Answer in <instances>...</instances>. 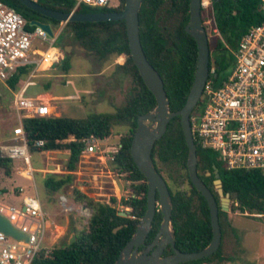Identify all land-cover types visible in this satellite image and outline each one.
I'll return each mask as SVG.
<instances>
[{
  "label": "trees",
  "instance_id": "16d2710c",
  "mask_svg": "<svg viewBox=\"0 0 264 264\" xmlns=\"http://www.w3.org/2000/svg\"><path fill=\"white\" fill-rule=\"evenodd\" d=\"M14 9L28 23L38 21L59 25L58 21L46 18L34 12L17 0H0ZM261 0H212L211 7L215 26L221 38L212 46L209 40V70L214 68L215 75L209 78L217 81L220 74L223 78L230 74L233 64L228 68L220 66L221 53L237 48L241 38L264 19L260 8ZM40 6L59 12L71 13L75 0H37ZM125 0L115 9L91 8L80 5L74 12L97 13L119 12ZM202 13V9H201ZM189 21V0H143L139 11L140 42L147 61L160 75L171 113L180 110L187 99L192 86L197 66V45L184 28ZM66 31L61 32L56 44L60 43L67 33L68 41L77 44L86 54L108 61L120 55L125 56L122 65L116 68L131 78L133 84L129 96L121 106L115 107L110 114H89L84 119L66 117H33L22 120V128L28 145L33 153L68 151L66 174H47L43 178V187L49 193H63L73 184L72 173L76 170L80 156L85 149L83 139L95 137L106 139L115 127H126L125 136L120 138L116 151H111L113 160L109 161V170L124 175L128 181L131 194L119 201L110 198L109 203H102L87 197L77 189H72V199L85 204L91 210L87 226L75 232V240L69 245L42 248L31 264H114L120 252L134 234L137 224L147 209V184L144 176L138 171L130 154L131 141L137 129L139 116L151 112L155 98L144 85L131 57L123 21L111 22H68ZM28 29H33L29 24ZM61 39L60 41H58ZM225 48H222V45ZM221 54V55H219ZM64 73L70 69V58L64 55L55 69ZM30 72V68L18 69L7 81L10 90L15 91L19 82ZM49 90V84L44 91ZM200 99L191 115L203 110ZM36 141L43 146L35 147ZM197 157V174L205 186L212 192L218 205V218L221 230L219 249L210 257L181 264H222L233 262L225 252V238L229 228L228 213L220 207V198L214 187V168L218 170L219 180L224 195L230 197V212L241 214L264 215V175L257 170H228L220 163L215 152L202 149L194 140ZM188 148L185 143L180 117L172 118L164 135L154 143L151 151L153 165L165 181L171 201V221L175 235V247L180 252H198L211 241L212 229L209 209L205 199L192 186L187 171ZM13 171L11 160L0 157V175L10 177ZM3 193L0 190V195ZM237 202V207L233 203ZM122 207L119 209L118 207ZM124 212L127 217L118 213ZM162 222V214L155 213L152 227L146 238V244L153 241ZM119 228V229H118ZM116 230L114 233L113 231ZM229 230V229H228ZM233 232V230H231ZM48 254L46 255V252ZM172 254L168 246L163 255Z\"/></svg>",
  "mask_w": 264,
  "mask_h": 264
},
{
  "label": "built area",
  "instance_id": "2783aa9c",
  "mask_svg": "<svg viewBox=\"0 0 264 264\" xmlns=\"http://www.w3.org/2000/svg\"><path fill=\"white\" fill-rule=\"evenodd\" d=\"M31 1L37 3V0ZM121 2L75 0L72 12L80 5L115 9ZM211 3L212 0H201L202 8L209 10L204 24L211 25L213 34L218 35ZM260 8L264 12V0H261ZM28 24L33 29H28ZM58 35L50 37L0 2V82L6 83L21 68H30L27 76L32 77L37 72L47 73L59 66L64 54L56 47ZM233 57L234 66L221 85L217 86L216 80L209 78L215 75L214 68L209 70L201 96L204 108L190 116L192 138L202 149L215 152L228 170H257L264 175V19L241 38ZM37 98L24 97L22 88L14 99L15 112L30 118L51 117L50 105L38 102ZM105 140L95 137L83 139L85 149L81 156L98 154L102 162L112 161L111 151H116L120 145L117 143L108 154H104L101 142ZM34 146L41 147L43 142L36 141ZM0 157L12 163L18 162L19 166L14 167L18 168L16 174L28 181L34 180L22 122L12 130L10 142L0 144ZM46 172L42 170V173ZM16 192L20 204L0 203V215L14 229L26 235L27 241L0 232V264H31L43 248L47 214L37 196L25 193L23 188ZM61 201L64 203L65 199L61 198ZM233 206L237 207V202Z\"/></svg>",
  "mask_w": 264,
  "mask_h": 264
},
{
  "label": "rangeland",
  "instance_id": "374dc122",
  "mask_svg": "<svg viewBox=\"0 0 264 264\" xmlns=\"http://www.w3.org/2000/svg\"><path fill=\"white\" fill-rule=\"evenodd\" d=\"M208 15L209 10L202 8L203 26L213 46L219 35L213 34L211 25L204 24ZM46 24L50 25L54 35L66 31L63 23L58 26L51 23ZM67 36V33H64L60 45L63 48V54L70 58L68 72L64 73L58 68L55 70L51 68L43 74L37 72L32 77H24L15 91L10 90L6 83L0 82V136L9 134L18 122L30 118L22 113L18 115L14 110L15 96L22 88L24 97L34 99L39 95L40 97L36 99L38 102L49 103L52 114H57L54 117L72 119H84L93 113L110 114L129 96L133 86L131 78L116 68L117 65L124 63V55L103 61L86 54L77 44L69 42ZM218 39L221 40L220 37ZM222 48H225L224 44ZM221 54H219L221 55L220 66L230 67L234 63V57H230V51H224ZM217 56L218 54L212 56L210 61L212 66ZM222 78L223 74H220L216 83H219ZM47 83L49 90L45 92L44 86ZM126 132V127L113 128L112 134L101 142L103 153L108 154ZM68 155L67 151H50L42 155L30 153L31 166L34 170L33 181H27L16 174L18 168L14 167L19 166L18 162H15L10 177H5L2 173L0 175V190L4 192L0 196V203L19 205L20 199L15 197L16 188H23L25 193L39 198L42 209L47 214L43 247L48 250L66 245L76 231L87 226L91 211L85 204L76 203L72 199V189H77L87 197L102 203H109L112 197L119 201L131 194L130 183L124 179V175L109 172V161L102 162L98 159V154L80 157L76 170L72 173L73 184L66 191L63 193L47 192L43 187V178L49 172L66 174ZM218 160L222 163L219 156ZM42 169L47 172L41 173ZM61 198L65 199L64 203ZM84 206L86 210H83ZM227 213L229 228L227 227L228 234L225 238V252L233 258V262L226 264H264V215L241 214L238 211L230 212V210Z\"/></svg>",
  "mask_w": 264,
  "mask_h": 264
},
{
  "label": "water",
  "instance_id": "95a60500",
  "mask_svg": "<svg viewBox=\"0 0 264 264\" xmlns=\"http://www.w3.org/2000/svg\"><path fill=\"white\" fill-rule=\"evenodd\" d=\"M17 1L26 8L46 18L58 21L60 24H66L68 22L98 23L123 21L130 57L144 85L155 98L153 110L138 117L137 129L133 135L130 148L133 163L146 180L147 209L144 216L138 222L134 234L122 249L114 264H181L212 256L221 244L218 205L212 192L205 186L197 174L196 146L190 129V116L201 99L203 87L209 75V40L201 18V0H189V21L184 28L185 32L194 39L197 45V66L194 80L184 106L173 113L169 110V103L164 91L162 79L147 61L141 46L139 11L143 0H125L124 7L119 12L97 13H65L45 8L31 0ZM30 25L41 28L50 37H53L50 25L36 20L31 21ZM174 117H180L185 143L188 148L187 171L190 182L194 189L205 199L209 209L212 238L210 243L198 252L183 253L176 249L175 235L171 221V197L165 181L157 172L151 158L154 143L164 135L167 124ZM214 179L213 183L220 198L221 210L228 212L230 197L228 194L224 195L223 193L216 168H214ZM86 209L84 206L83 210ZM157 211L162 214V222L153 242L146 245L145 241L151 230L152 222ZM118 215L124 218L127 217V214L124 212H120ZM116 230L113 232L115 233ZM0 232L14 239L27 241V236L14 229L1 215ZM71 238L67 242V245L74 242L75 235H72ZM167 246L171 247L172 254L163 256L164 249ZM140 247H144V249L139 250Z\"/></svg>",
  "mask_w": 264,
  "mask_h": 264
},
{
  "label": "crops",
  "instance_id": "0c3cea01",
  "mask_svg": "<svg viewBox=\"0 0 264 264\" xmlns=\"http://www.w3.org/2000/svg\"><path fill=\"white\" fill-rule=\"evenodd\" d=\"M121 56V55H120ZM116 62L117 63H119V61L118 60H116ZM36 97H40L39 95H37ZM47 103V102H46ZM49 104V103H48ZM50 105V104H49ZM50 109H51V107H50ZM55 115H57V114H52L51 116H55ZM59 116V115H58ZM16 127V126H15ZM14 129V128H13ZM12 129V130H13ZM12 139V131L9 133V134H5L4 136H0V142L3 144V143H9L10 142V140ZM48 152H50V151H48ZM68 152V151H67ZM44 153V152H43ZM43 153H40L41 155L43 154ZM69 153V152H68ZM30 160H31V157H30ZM30 163H31V161H30ZM14 164H15V162L13 163V166H14ZM19 165V164H18ZM16 167V166H15ZM42 170H44V169H42ZM42 170H41V173H42ZM52 172H49V173H47V174H51ZM28 181V180H27ZM18 188H16V190H17ZM4 193V192H3ZM2 193V194H3ZM0 196H2V195H0ZM15 197H17V198H19L20 199V197H19V195H18V193H17V195L15 196ZM2 204V203H1ZM227 263H229V262H227ZM222 264H226V263H222Z\"/></svg>",
  "mask_w": 264,
  "mask_h": 264
},
{
  "label": "flooded vegetation",
  "instance_id": "af4514ba",
  "mask_svg": "<svg viewBox=\"0 0 264 264\" xmlns=\"http://www.w3.org/2000/svg\"><path fill=\"white\" fill-rule=\"evenodd\" d=\"M204 28H205V26H204ZM205 29H206V28H205ZM208 40H209V39H208ZM210 61H211V60H210ZM210 63H211V62H210ZM210 63H209V64H210ZM154 238H155V237H154ZM153 240H154V239H153ZM152 242H153V241H152ZM152 242H151V243H152ZM151 243H149V244H151ZM145 244H146V241H145ZM149 244H146V245H149ZM167 247H168V246H167ZM167 247H166V248H167ZM166 248H165V249H166ZM142 249H144V247H140V248H139V250H142ZM165 249H164V251H165ZM163 253H164V252H163ZM163 256H164V255H163Z\"/></svg>",
  "mask_w": 264,
  "mask_h": 264
}]
</instances>
